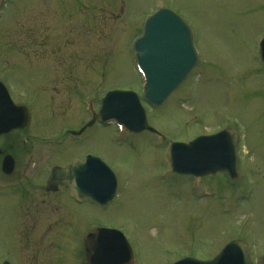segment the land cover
I'll list each match as a JSON object with an SVG mask.
<instances>
[{"label": "rangeland", "instance_id": "374dc122", "mask_svg": "<svg viewBox=\"0 0 264 264\" xmlns=\"http://www.w3.org/2000/svg\"><path fill=\"white\" fill-rule=\"evenodd\" d=\"M1 3L0 75L13 99L29 105L31 122L0 138L3 152L17 155L13 175L0 171V262L79 264L58 247L70 243L73 231L83 238L97 225L127 234L134 264L208 258L233 237L250 245L256 262L264 252V65L256 45L264 35V0ZM164 4L193 26L200 55L189 76L148 109V123L164 137L143 132L118 139L112 124L94 125L80 140L57 132L88 118L83 99L94 109L108 88L140 93L130 43L146 15ZM228 124L237 131L235 179L215 173L192 182L166 173L168 142ZM44 135L62 144L44 145L38 138ZM85 151L101 155L119 182L102 208L76 204L62 188L44 190L49 163Z\"/></svg>", "mask_w": 264, "mask_h": 264}, {"label": "water", "instance_id": "95a60500", "mask_svg": "<svg viewBox=\"0 0 264 264\" xmlns=\"http://www.w3.org/2000/svg\"><path fill=\"white\" fill-rule=\"evenodd\" d=\"M180 21L181 20L173 12L167 9H161L147 20L143 34L136 42L141 66L147 78L146 90L143 95L145 99L151 102H159L177 82L182 79L194 61L188 33L185 31V27H182L183 25ZM176 36L180 37V39L178 40ZM178 43L182 44V46H179ZM185 51H187V53H185ZM260 53L264 59V38L260 42ZM6 102V99L0 98V133L12 126L22 125L23 120L25 122L27 120L24 116L23 120L15 124H7L5 119L10 112H12V109L8 110ZM131 102L133 104H131ZM7 104L10 105L9 103ZM112 106L114 107L112 108ZM138 106L137 97L134 93L128 91H112L107 93L103 98L102 108L98 118L104 119L105 117H114L117 110H120L121 113L127 110H134V114L129 119L120 120L131 126L134 125L136 129H141L145 126V118ZM216 141H222L223 145L226 146L227 152L232 154L231 135L228 131H221L210 136L198 137L189 144L178 145V148L185 151L205 147L212 155H217V152H213V150L216 149L209 148V142L215 145L214 142ZM219 148H221V146ZM180 154L181 151L179 153L178 151L175 154L173 153L174 160L179 161L180 159H178V157ZM184 159L189 160L190 158L185 156ZM204 160L206 163H211V160L217 161L215 164L207 165V171L227 169L231 175L234 174V164L231 160L226 161L222 156H209ZM213 165H216V167ZM89 166H93L89 161L75 162L70 167L57 171L54 174L57 177L62 175L65 184H69L72 191L78 196L85 195L87 194L84 186L86 180L94 178L89 174H84L85 168ZM103 169L104 170H101L102 173L110 177L109 171L105 167H103ZM91 172L92 174L94 173L93 170ZM97 176H101L99 171H97ZM53 179L54 178H52V180ZM108 193H106L107 196L110 195ZM109 260L110 253L105 254L102 264H108ZM130 260L131 253L128 250L127 260L120 261L117 257L111 264H121L125 263V261L129 264ZM92 262L91 264H93ZM173 264H250V260L245 246L241 242L233 240L226 244L221 252L211 260L195 261L191 259H182ZM259 264H264V256L260 257Z\"/></svg>", "mask_w": 264, "mask_h": 264}]
</instances>
